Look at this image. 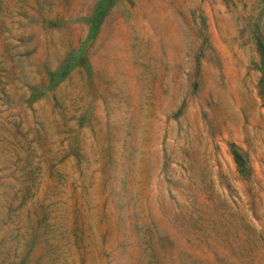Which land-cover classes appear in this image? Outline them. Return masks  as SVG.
Wrapping results in <instances>:
<instances>
[{
	"label": "rangeland",
	"instance_id": "rangeland-1",
	"mask_svg": "<svg viewBox=\"0 0 264 264\" xmlns=\"http://www.w3.org/2000/svg\"><path fill=\"white\" fill-rule=\"evenodd\" d=\"M0 264H264V0H0Z\"/></svg>",
	"mask_w": 264,
	"mask_h": 264
},
{
	"label": "trees",
	"instance_id": "trees-1",
	"mask_svg": "<svg viewBox=\"0 0 264 264\" xmlns=\"http://www.w3.org/2000/svg\"><path fill=\"white\" fill-rule=\"evenodd\" d=\"M103 12H104V5L102 4V5H100L99 11L97 12V16H98V18H100V16H102ZM98 21H99V20H98ZM98 21H97V22H98ZM97 22H96V23H97ZM96 23H95V24H96ZM232 154H233V158H234V161H235L237 167L240 168V169L242 170V169L244 168V160H243L242 157L238 154L237 151L233 150V151H232Z\"/></svg>",
	"mask_w": 264,
	"mask_h": 264
}]
</instances>
